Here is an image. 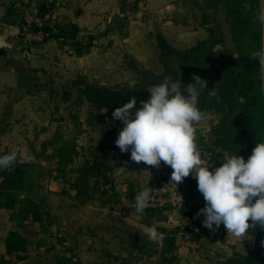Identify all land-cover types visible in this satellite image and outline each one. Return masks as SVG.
Segmentation results:
<instances>
[{
	"label": "crops",
	"instance_id": "0c3cea01",
	"mask_svg": "<svg viewBox=\"0 0 264 264\" xmlns=\"http://www.w3.org/2000/svg\"><path fill=\"white\" fill-rule=\"evenodd\" d=\"M9 1L0 0V155L20 151L11 168L0 169V264H239L256 256L263 240L254 232L237 238L221 225L202 238L181 236L178 225L125 204L145 187L170 199L169 212L200 202L191 175L177 185L170 166L122 153L115 141L124 124L101 104V93L129 87L141 71L169 76L166 49L187 56L209 41L200 38L194 1L143 0V17L126 20L122 0H50L53 36L34 47L19 42L21 19ZM212 107L197 126L199 148L222 135L228 109ZM252 122L264 141L260 94ZM216 150L219 162L231 152ZM202 161L208 165L203 154ZM153 224L155 242L141 232Z\"/></svg>",
	"mask_w": 264,
	"mask_h": 264
},
{
	"label": "clouds",
	"instance_id": "9594fccd",
	"mask_svg": "<svg viewBox=\"0 0 264 264\" xmlns=\"http://www.w3.org/2000/svg\"><path fill=\"white\" fill-rule=\"evenodd\" d=\"M244 8L252 10L253 5L245 3ZM254 19L264 25V0H258ZM251 58H258L259 76L264 80V51L254 52ZM206 87L207 82L198 74L188 83L169 75L147 88L150 96L140 101L139 108L133 96L112 113L124 124L115 144L122 153L130 151L135 163L170 166L171 182L177 185L191 175L205 200V207L196 214L204 217V227L216 232L223 225L229 235L242 238L257 228L264 229V141L256 143L247 160L225 153L221 166L210 170L213 165L203 163L197 135V126L207 118L199 107L201 91ZM19 151L0 155V169L11 168ZM152 200V188L145 187L135 194L134 201L125 204L142 215ZM141 232L149 241L159 238L155 224L142 226Z\"/></svg>",
	"mask_w": 264,
	"mask_h": 264
},
{
	"label": "water",
	"instance_id": "95a60500",
	"mask_svg": "<svg viewBox=\"0 0 264 264\" xmlns=\"http://www.w3.org/2000/svg\"><path fill=\"white\" fill-rule=\"evenodd\" d=\"M203 1L207 8V28L211 32V39L187 56L177 55L168 48L165 50L164 60L175 80L188 83L193 74H198L207 82V87L199 97L201 110L206 112L218 104H223L228 109V114L220 125L222 135L215 139L214 146L217 148L221 145L233 154H242L247 160L259 142L252 122L259 94L264 108V80L259 76V60L251 58L254 52L264 51V25L258 31L248 21L245 28L241 29L233 12L237 0ZM142 79L144 89L140 93H126L130 99L136 97L137 108L141 106L140 101L149 98L147 88L163 81L148 72L142 73ZM213 92L217 95H212ZM193 187L198 191L197 183H193ZM198 193L200 202L195 207L183 213L173 209L160 221L167 225H186L189 218L197 216V212L205 207L204 197L199 191ZM253 232L263 240L262 250L239 264H264V229L257 228ZM121 264L137 262L121 261Z\"/></svg>",
	"mask_w": 264,
	"mask_h": 264
},
{
	"label": "built area",
	"instance_id": "2783aa9c",
	"mask_svg": "<svg viewBox=\"0 0 264 264\" xmlns=\"http://www.w3.org/2000/svg\"><path fill=\"white\" fill-rule=\"evenodd\" d=\"M126 14L130 16L136 7L137 0H122ZM12 5L21 15L19 42L25 47H33L45 44L52 36L55 21V9L50 0L32 1L14 0ZM200 148L204 159L208 165H213V170L220 167L218 153L215 147L207 139L200 140ZM141 191L140 188L135 190V194ZM152 206L145 212L160 211L168 213L172 208V203L168 197L162 194L152 192ZM135 199V197H134ZM175 228V227H174ZM206 228L202 223L188 222L185 227H180L176 233L183 235L204 236Z\"/></svg>",
	"mask_w": 264,
	"mask_h": 264
},
{
	"label": "rangeland",
	"instance_id": "374dc122",
	"mask_svg": "<svg viewBox=\"0 0 264 264\" xmlns=\"http://www.w3.org/2000/svg\"><path fill=\"white\" fill-rule=\"evenodd\" d=\"M14 0H11L9 1V7L11 8V11H12V16H14L15 18L17 19H21V15L20 13L16 10V8L13 7L12 5V2ZM194 3L198 6L199 8V15H200V19H199V23L197 25L198 27V30L200 32V38H203L204 36H209V38L211 39V32L209 31V29L207 28V24H208V21H207V8L205 7V4H204V1L203 0H193ZM123 3V2H122ZM245 3H250L251 5H253V8L252 10H248V9H245L244 8V4ZM258 3V0H237V5H235L233 7V12L235 13V16H236V19L239 21V25H240V28H245L246 26V23L248 21H250L253 26L258 30L260 31V28H261V24H259L255 19H254V16H255V6L257 5ZM144 4V1L143 0H137V4H136V7L134 8V11L132 12V14L127 15L126 14V10H125V7L123 5V18L126 19V20H131L133 18H135V16H139L140 18L143 17V12H140V6H143ZM151 41V40H150ZM34 47V46H33ZM141 73H147L146 71H141ZM137 79L135 80V83L134 84H131L129 87H124L123 88H120V91L119 92H116V93H101V96H102V99L101 100H104L101 104L102 106L107 109V110H111V109H116L114 108L110 103L107 102V100H109L108 98L112 97V96H121L123 94V92H125V90H129L133 93H140L143 89H144V81L143 79L139 78L138 76H136ZM158 79H164V78H159V77H156ZM104 89L108 90V91H113L115 88L114 87H103ZM119 89V88H117ZM93 90V89H92ZM117 91V90H115ZM96 93L94 90L90 92V94H94ZM110 96V97H109ZM73 106L74 107H79L81 109V107H88L89 109H92L94 108V105L92 104H84V103H73ZM214 107H212L210 109L213 110ZM218 127H215V129H217ZM224 139L222 140V143L223 145L225 146V141ZM211 146L212 147H215L214 146V141L211 139ZM223 147V146H222ZM223 151V149H222ZM225 151V150H224ZM227 154H232V152H229L227 151L226 152ZM220 164L222 163L221 161L219 162ZM148 214H150V216H152L154 218L155 221L159 222V220H161L163 217H164V214L165 213H162L160 211H152V212H148ZM204 218L203 216H200V217H197V216H193L191 218L188 219V222H196V223H202L203 224V220L202 219ZM188 224V223H187ZM186 224V225H187ZM186 225H178L176 226L173 230L176 232V230L178 231V229H180V227H185ZM206 228V227H205ZM207 229V228H206ZM190 234L188 235H183V236H189ZM191 236V235H190ZM194 236V235H192ZM197 237H200L202 238L201 236H197Z\"/></svg>",
	"mask_w": 264,
	"mask_h": 264
},
{
	"label": "flooded vegetation",
	"instance_id": "af4514ba",
	"mask_svg": "<svg viewBox=\"0 0 264 264\" xmlns=\"http://www.w3.org/2000/svg\"><path fill=\"white\" fill-rule=\"evenodd\" d=\"M130 98L126 93L122 94L118 99L108 100L107 102L110 103L114 108L122 106L124 103L128 102Z\"/></svg>",
	"mask_w": 264,
	"mask_h": 264
},
{
	"label": "trees",
	"instance_id": "16d2710c",
	"mask_svg": "<svg viewBox=\"0 0 264 264\" xmlns=\"http://www.w3.org/2000/svg\"><path fill=\"white\" fill-rule=\"evenodd\" d=\"M29 1H30V2H32V1L34 2V1H36V0H29ZM11 181H12V180H9V183H10ZM10 184H11V183H10Z\"/></svg>",
	"mask_w": 264,
	"mask_h": 264
}]
</instances>
